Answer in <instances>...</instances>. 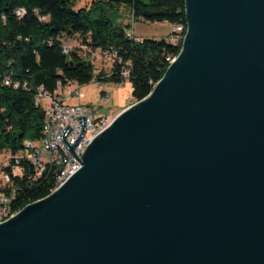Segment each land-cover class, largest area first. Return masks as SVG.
I'll use <instances>...</instances> for the list:
<instances>
[{"label": "water", "instance_id": "water-1", "mask_svg": "<svg viewBox=\"0 0 264 264\" xmlns=\"http://www.w3.org/2000/svg\"><path fill=\"white\" fill-rule=\"evenodd\" d=\"M161 79L54 192L0 223V264H264V0H185Z\"/></svg>", "mask_w": 264, "mask_h": 264}, {"label": "trees", "instance_id": "trees-1", "mask_svg": "<svg viewBox=\"0 0 264 264\" xmlns=\"http://www.w3.org/2000/svg\"><path fill=\"white\" fill-rule=\"evenodd\" d=\"M72 0H0V154L24 151L25 140L41 135L44 110L34 103L37 89L53 93L57 82L74 80L82 85L95 81L112 85L128 80L135 101L145 98L163 76L167 57L179 47L167 39L128 36L121 20L122 7L134 20L185 21V0H91L74 10ZM25 15L18 18L17 8ZM76 40L68 52L65 41ZM116 52L109 71H95L91 51ZM91 59V58H90ZM127 70L123 76L122 71ZM9 79L10 84L4 80ZM19 82V87L11 83ZM26 83V87L22 84ZM14 209L47 195L51 180L28 184L15 180ZM0 190L9 191L8 187Z\"/></svg>", "mask_w": 264, "mask_h": 264}, {"label": "built area", "instance_id": "built-area-1", "mask_svg": "<svg viewBox=\"0 0 264 264\" xmlns=\"http://www.w3.org/2000/svg\"><path fill=\"white\" fill-rule=\"evenodd\" d=\"M15 15L22 18L25 15V10L21 7L17 8ZM186 29V21L173 24L168 34V42L179 47V51L183 44ZM133 35L132 30L128 31V36ZM71 49L72 47L68 44L63 45L64 52ZM176 56L166 58L168 65L175 60ZM101 57L113 61L116 58V52L110 53L100 49L91 51V60ZM122 75L126 76L127 70L122 71ZM4 83L10 84L9 79H5ZM11 84L16 88L20 86L19 82ZM98 84L102 88L100 97L104 101L109 100L111 94L103 88L104 83ZM108 85L109 87L112 86V84ZM22 86L26 87V83H23ZM79 86L74 80H70L65 84L57 82L56 90L53 93L47 92L42 86L37 89L34 103L44 110L41 135L36 140H25L24 151L15 155L7 154L1 164L0 186L8 187L9 191L0 190V223L11 218L20 210L14 209L12 206L16 193L15 180L25 178L28 184H32L37 183L40 179L48 178L51 180V186L47 195L51 194L81 166V155L88 143L116 117V115L111 114L110 110L108 112L100 111L99 105L95 108L83 104H65L64 100L68 97L79 94ZM44 100H46L45 103ZM77 116H84L85 119L84 133L72 149L80 162L71 155L60 139L61 132L66 125H69L70 130L66 134L65 140L69 146L74 143L81 132V125L76 119Z\"/></svg>", "mask_w": 264, "mask_h": 264}, {"label": "rangeland", "instance_id": "rangeland-1", "mask_svg": "<svg viewBox=\"0 0 264 264\" xmlns=\"http://www.w3.org/2000/svg\"><path fill=\"white\" fill-rule=\"evenodd\" d=\"M91 0H72L70 7L74 10L79 9L80 7H84L90 3ZM121 9V22L124 25H129L126 27L127 31L133 30L134 36L136 39H168L169 30L171 24L166 21H145V20H134L127 8ZM66 44L74 48L77 44L76 40L70 39L69 41H65ZM87 60L89 59L94 65L95 71H100V69L104 68L105 71H109L112 66V61L108 58H98L96 60H91L89 57H85ZM130 82L128 80L123 81L121 84L112 85L109 87L108 83L103 84V88L108 90L111 94L109 100L104 101L100 96L101 86L95 81H90L89 83L82 84L79 86V94L70 96L64 103L67 105H76L83 104L87 106H92L97 108L99 105V109L102 112L111 111V114L117 115L127 106L135 102L132 98L131 90H130ZM46 100H44V103ZM7 154H0V168L3 160L5 159Z\"/></svg>", "mask_w": 264, "mask_h": 264}, {"label": "crops", "instance_id": "crops-1", "mask_svg": "<svg viewBox=\"0 0 264 264\" xmlns=\"http://www.w3.org/2000/svg\"><path fill=\"white\" fill-rule=\"evenodd\" d=\"M172 26V25H171ZM170 29H171V27H170ZM133 31V30H132ZM170 31V30H169ZM130 90H131V87H130Z\"/></svg>", "mask_w": 264, "mask_h": 264}]
</instances>
